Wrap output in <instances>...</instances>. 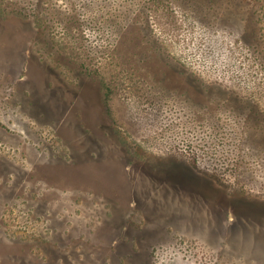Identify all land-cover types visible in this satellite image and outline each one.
<instances>
[{
    "label": "rangeland",
    "instance_id": "374dc122",
    "mask_svg": "<svg viewBox=\"0 0 264 264\" xmlns=\"http://www.w3.org/2000/svg\"><path fill=\"white\" fill-rule=\"evenodd\" d=\"M0 264H264V0H0Z\"/></svg>",
    "mask_w": 264,
    "mask_h": 264
}]
</instances>
